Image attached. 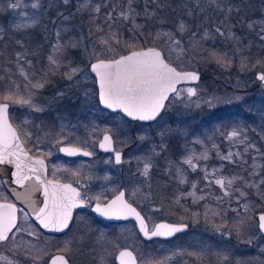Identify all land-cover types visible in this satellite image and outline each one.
<instances>
[{
    "label": "snow or ice",
    "instance_id": "1",
    "mask_svg": "<svg viewBox=\"0 0 264 264\" xmlns=\"http://www.w3.org/2000/svg\"><path fill=\"white\" fill-rule=\"evenodd\" d=\"M64 2L67 3L68 0H64ZM125 3L126 6L118 12L115 4H108L107 7L111 10L105 11L101 19L100 13L104 4L94 2V0H78L77 12L89 14L91 26L87 36L80 35L65 40L64 33L69 29L58 27L55 32V42L51 44L46 57L47 63L38 74L29 71L33 67L32 61L27 59V54L23 52L16 53L15 72L12 71V67H7L3 70V74H0V166H13L12 183L20 188H25V185H28L23 193L17 192L15 189L11 191L17 200L26 203L30 209V212L25 211L24 208L17 209L16 205L9 202L8 198L0 192V200L4 201L0 203V247L11 245L9 250L15 251L22 246L21 241H17V234H26L32 239L23 242V247L27 249L25 255L31 257L33 264H40L44 256L49 257L48 264H72L73 244L76 241L74 239L64 240L62 246L56 249L55 254H52V250L46 247L49 238L44 237L41 241L40 229L55 233L65 232L73 221V210L85 206L93 198L88 197L86 193L82 195L80 188L73 186V183L80 186L78 178L74 182L62 183L56 177V172L61 170L59 166H54L53 179L47 178L48 169L44 159L30 155L32 148H35L37 152L40 151V138L37 136L33 140V132L28 128L30 121L24 120L17 126L10 122L9 108L11 106L19 105L26 107L30 112L42 113L45 110L44 106L38 103L35 97L38 91L49 82V77L60 73L63 69V78L74 84L80 83L75 79L78 75L89 79L92 78L91 74H94L93 82L97 87L95 95H98L99 104L104 108L113 111L119 110L132 120L155 121L161 111L166 108V101L172 102L171 98L187 101L186 106L195 104L196 107H200L201 102L209 107L214 106L215 97L204 99L197 87H181V85L200 80V73L195 68V64L200 61L195 55H189L190 52H206L207 55L201 57V60H214L222 68L231 66L233 58L228 53L204 48L205 41L214 39L216 36L235 41L236 55L240 56L242 70L248 67L250 60V57L244 55V52H250L253 43L264 50V20L247 23V28L255 33L253 43L245 45L243 48L240 47L242 41L232 31L234 26L229 24V20L234 12L239 15L242 8L233 0H207L209 8H215L224 14V19L220 21L221 26L215 27L214 32L208 28H204L203 32H200L199 28L193 30L189 26L188 20L181 18L176 21L173 30L161 29L155 33H146L145 26L136 22L137 18L143 15L146 20H154L157 17L158 9L165 5L159 0H146L141 13L134 7L136 0H125ZM153 3L157 7L150 9L149 5ZM105 4H107V0H105ZM27 7L29 5H23V8ZM30 7L38 10L43 7V4L41 0H34ZM8 8L12 11L21 10L19 15L22 19L14 24L15 30H28L37 23L35 13L29 16L22 9L18 0H11ZM196 8L201 13L205 11V8L201 6V0H196ZM61 15L63 14L61 13ZM184 15L185 17L193 16L194 12L192 9L185 8ZM121 21L132 25L131 28L126 29L131 33L130 40L122 39L123 33L119 30ZM97 33L101 35H96ZM94 35L96 38L92 39ZM185 37H187V45H185ZM85 40H87V44ZM160 42L163 43V47L159 46ZM19 43L21 47L24 46L23 42ZM69 48L82 49L88 60L86 68H81L69 58ZM186 64L191 66V70L185 68ZM257 67L261 68V71L257 72L256 80L264 85V57L257 58L252 64V68ZM17 74L23 79H14ZM92 94L87 90L84 92L85 98ZM58 95L63 94L59 93ZM41 130L43 131V129ZM76 131V125L61 122L58 129L53 127L47 130L45 138L52 142V146L59 152L68 156L92 157L94 152L87 148L98 146L104 152L113 154L114 161L107 162H114L117 165L126 162L123 160L122 152L116 147L117 144L123 142L119 139V133L112 128L93 125L88 135L83 139L75 135ZM164 135V132L160 133L162 137L159 145L161 151H164L165 148ZM215 135H219L230 145H243V150L236 152L230 150L227 153H221L219 146L213 143L212 149L216 151L217 157L222 163L219 167L209 170L207 164L201 163L209 159V149L204 145L203 140L193 139L192 144L204 145L203 151L197 153L194 149L186 147V154L179 162H169V170L174 169L177 184L190 185L189 191L180 192L175 197V203L179 204L184 197H192L193 203H199L212 197L211 192L199 188L196 182L188 180L187 171L196 172L199 169L203 173L202 180L205 182L206 188L212 185L218 187L221 193L215 197L218 207L225 202L230 206L233 199L237 204V207L232 209L236 214L237 223L232 227L226 223L213 222L214 218L222 216V212L209 209L207 205L204 206L203 212L205 222L210 224L214 231L221 232V234L231 235L233 231L239 234L241 227L248 219L245 214L251 207L247 202L241 203L242 200L246 201L247 199L245 189L254 188L264 198V164L260 162L264 160V151L257 148L256 144L248 139L247 129L239 124L217 128L213 136ZM140 139L144 140L146 137L141 136ZM208 139L212 140L213 137H208ZM250 150L257 153V155L251 156V163L245 158ZM159 154L156 147H153L150 155L136 158L137 172L144 178V183L149 188L151 187L149 184L151 171L154 167L153 157ZM46 155L51 156L52 152L48 151ZM225 161L229 164L240 165L246 175H224L223 162ZM141 164L142 167L139 166ZM63 171L70 172L73 177L82 175L79 170L63 169ZM105 179L109 178L105 177ZM4 183L6 181L0 180V187ZM238 184L242 187H237ZM35 191H41L43 195V200L39 204L32 198ZM198 193L200 194L198 195ZM138 194H141L140 189L134 190L131 197ZM94 199L96 201L93 208L95 213L109 220L134 218L138 223L140 233L149 240L153 237H171L185 231L188 227L183 223L161 222L153 223L150 228L148 220L151 217L146 219L141 211H137V207H134L133 203L125 198L124 191H119L110 200L105 201L100 195ZM144 200L148 201L151 206L150 194H144ZM151 210L158 212L161 209L152 207ZM30 215L38 222L39 228L28 224ZM194 215L199 216L200 213H194ZM21 219L28 225L27 227L20 226L18 221ZM256 227L259 232L264 233V213L259 215ZM33 240L36 243H33ZM246 242L252 244L251 239ZM96 243L101 251L100 264H106V257L112 255L104 247L105 243L112 245L116 252L115 261L118 264H148L139 250H135L136 254H134V250H129L128 247L122 248L115 241H105L103 233L97 238ZM261 253L264 254V248L261 249ZM178 254L174 253L173 255ZM188 255L199 258L202 253L191 252ZM170 259L171 257H166L158 261L157 264H168ZM229 259L230 257L224 254L219 257V264H229ZM0 260H6L7 264H14L13 261L2 255H0Z\"/></svg>",
    "mask_w": 264,
    "mask_h": 264
},
{
    "label": "trees",
    "instance_id": "2",
    "mask_svg": "<svg viewBox=\"0 0 264 264\" xmlns=\"http://www.w3.org/2000/svg\"><path fill=\"white\" fill-rule=\"evenodd\" d=\"M22 9L26 12L31 11L32 15L35 13L37 23L28 30L17 31L14 28V24L11 22L10 12L8 8V4L11 0H0V74H3V70L7 67H12V71L15 72V56L17 52H23L27 54V59L32 61V68L29 71H34L37 74L40 69L43 68L46 63L47 54L50 51V46L55 42V32L58 27L66 28L69 27V31L64 33L65 40L72 37L73 34L77 33L76 31H71L73 25H77L79 21H85L88 26H91L89 23V14L87 12L82 13L80 17L77 16V2L78 0H68L67 3L64 0H41L43 7L38 10H32L30 4L34 2V0H20ZM255 3L257 5V11L255 12H247L248 4ZM94 2L104 4L102 7V11L100 13V18H103L105 11H110L111 9L107 7L108 4H115L117 12L126 6L125 0H107V4H105V0H94ZM160 3L164 4V7L158 9L157 17L154 20H146L143 15L137 18V23L144 25V31L147 32H157L158 30H173L175 23L177 20L181 18H185L188 20L189 26L193 30H197L199 28L200 32H203L204 28H209L208 25L217 23L220 25V21L224 19V14L220 13L215 8H209L207 5V0H201V6L205 8V11L201 13L199 9L196 8V0H159ZM234 3L241 6L242 11L237 15L235 12L232 14L229 24L234 26L232 31L235 32L236 36H238L242 43L240 45L243 48L245 45L253 43V38L255 33L250 31L246 25L239 26V23L242 24L247 21L249 16L259 17L256 21L264 20V13L260 12L261 9H264V0H233ZM146 0H136L134 7L137 8L141 13L145 7ZM23 5H29L27 8H23ZM150 9L156 8L157 5L155 3L149 5ZM250 7V6H249ZM185 8L192 9L194 13L193 16L185 17L184 12ZM61 13L63 15H61ZM198 14V17H197ZM67 17V19H64ZM81 18L82 20H79ZM200 21V22H196ZM55 22V23H54ZM130 23H126L121 21L119 30L123 33V40H130L131 33L126 29L129 28ZM65 26V27H64ZM132 27V25H131ZM211 28V27H210ZM97 35H101L97 33ZM215 39L207 40L204 42L203 47L206 49H216L220 53H228L230 57L233 58V62L230 67L226 70H221L222 67L219 65H215L213 69L216 68L219 70V74L221 77L225 74H228L231 78L230 80L237 81L239 83V87L233 86L231 83L226 82V79H216L217 81L211 80V82H205V75L202 68L195 66V68L199 69L200 80L198 83V87L202 90V93H207L209 97H215L214 106L209 107L208 105H202L198 110L188 109L185 112L179 113L178 110L175 113H171L167 116V119L162 121V124L159 125L161 130L151 131L148 135L149 142H156V147L158 156L153 159L154 167L151 171V179L149 184L151 187L148 190L155 200L156 204H159L164 208L166 213L168 214V218L172 221H180L187 223V225L191 226L193 221H200L201 224H207L205 222V217L203 215L204 206L207 205L209 209H214L222 212L221 217L214 218L215 223L221 224L226 223L228 226L236 224L237 221L235 219V213L232 209L237 207L235 199H233L231 205L227 202L220 205L218 207L217 200L215 197L219 196L221 193L217 186H207L205 182L202 180L203 173L198 169L196 172H192L191 170L187 171V177L189 182H196L198 187L201 189H206V191L211 192L212 197L202 200L199 203H193L192 197H184L180 200L179 204L175 203V197L180 194V192H187L190 190L189 184L178 185L174 176V169L169 170V162H179L182 157L186 154V147L194 149L197 153L204 150V145L209 149V159L207 161L201 162L202 164H207L209 170L213 167H219L222 163L217 157L216 151L212 149V144L215 143L219 146V150L221 153H227L228 151H242L243 145H230V143L224 139H222L219 135L213 136L215 130L217 128L232 126V125H242L247 129L248 139L255 143L257 148L264 151V116H260L264 107V103L259 106V100L256 97L257 89L255 86H248L247 83H244L243 79H238L239 76L248 77L246 74H250L253 71L252 64L255 63L257 58L264 57V50L260 47L253 46L251 47L250 52L245 51L244 55L250 57L248 67L246 69L241 68L240 56L236 55L237 45L235 41L226 40L219 41V36H216ZM221 39V37H220ZM185 44H187L184 39ZM215 41V42H214ZM19 42H23V47L20 46ZM143 42L142 39L140 41ZM160 47L163 45L159 44ZM122 51V49H121ZM123 54V53H122ZM69 58L79 66L83 65L82 56L78 49L69 48L68 49ZM86 66V63L84 64ZM186 69H190V65H185ZM63 69L60 73L49 77V82L45 85L43 89H40L35 97V100L41 105H46L47 101H53L56 96V92L61 89V85H63L66 81H62L63 78ZM14 79L22 80V77H19L17 74L14 76ZM238 79V80H237ZM241 80L243 81V87L240 86ZM219 81V82H218ZM218 82V83H216ZM221 82V83H220ZM220 84V85H218ZM204 85V86H203ZM221 86L225 87L228 91L223 92L220 88ZM223 92V94L221 93ZM238 93L239 95H236ZM240 93L242 94L240 96ZM90 109L92 111L101 108L99 106L98 100L96 97L93 98ZM60 100V101H59ZM59 101L60 106L59 109L67 111L69 114H73L80 105L79 99L74 101H70L68 99L58 98L56 102ZM168 103V102H167ZM167 106V104H166ZM13 107L11 106L9 109V117L14 126L18 125L17 117L15 116L16 112L13 111ZM23 111H28L26 107H24ZM162 114L159 116L161 117ZM28 115H34L36 119H39L40 116H44V114H36L30 113V111L26 112ZM48 117L50 118L52 113L46 112ZM165 114V113H164ZM27 115V116H28ZM97 116V114H95ZM94 115V118L99 121ZM115 115L114 113H107L106 116L112 117ZM119 115V114H117ZM39 116V117H38ZM104 116V117H106ZM158 117V118H159ZM34 118V117H33ZM156 119L150 123H142L137 122L138 125L142 126H151L159 119ZM34 119V121L36 120ZM161 121V120H160ZM136 123V121H134ZM40 123H43V117L40 118ZM160 123V122H159ZM158 123V124H159ZM31 124V122H30ZM29 124V125H30ZM44 124V123H43ZM135 130V129H134ZM164 132L165 135L163 137V142L165 145L164 151L160 150L159 145L161 144L162 137L160 133ZM34 136V134H33ZM208 137H213L212 140H209ZM195 138H199L204 141V145L201 144H192L191 141ZM147 143L142 144V151L145 152L144 147H146ZM30 147V146H29ZM125 148V149H124ZM123 154L126 157V151L129 149V145L124 146ZM33 154V152H31ZM257 155V153L253 150H250L246 159L251 163V156ZM264 164V160L260 161ZM223 174L226 176L230 175H246L240 165L229 164L228 162H223ZM187 168V166H184ZM237 187H242V185H237ZM247 193L246 201L242 200L241 203L247 202L251 205L249 211L245 214L248 218L246 223L241 227V232H246L248 227L256 229V214L264 210V198H262L257 190L254 188H246ZM0 192L3 193L4 196L8 197L9 194L2 186L0 187ZM200 193H198L199 195ZM194 213H200L199 216L194 215ZM21 221V220H20ZM19 221V223H20ZM29 222L31 225L39 228L30 218ZM41 241H43L44 237L49 238V242L46 245L47 248L52 250V254L56 252V249L61 247L63 244V237L57 236L53 234H48L43 232ZM189 231V230H188ZM187 231V232H188ZM183 234V233H182ZM178 235H181L178 234ZM31 237H28L24 233L17 234V241H21L22 246L15 251H10L11 256L14 258L15 264H33L31 257L26 256L25 252L27 249L23 247V242L31 240ZM260 250L264 248V236L261 235L260 238ZM141 240V239H140ZM168 239H166L167 241ZM143 249H147L149 242L142 241ZM33 243H36L33 240ZM75 245V243L73 244ZM41 246H44L41 244ZM231 246V245H230ZM188 248L190 250H194L196 247L191 244ZM223 248L219 245H214V250L217 254H213V258H219L221 256V250ZM226 245L224 246V250H226ZM229 249V248H228ZM231 255L229 256V261H232V257L237 261L241 262L245 259V261L250 260L249 263H254L257 260V257H261L262 259L260 264H264V254L261 253L260 250L256 248H245V249H231ZM233 252V253H232ZM219 255V257H218ZM235 255V256H234ZM48 256H44L43 260L40 264H47ZM0 264H6L4 262ZM248 264V261L247 263Z\"/></svg>",
    "mask_w": 264,
    "mask_h": 264
},
{
    "label": "rangeland",
    "instance_id": "3",
    "mask_svg": "<svg viewBox=\"0 0 264 264\" xmlns=\"http://www.w3.org/2000/svg\"><path fill=\"white\" fill-rule=\"evenodd\" d=\"M247 1L248 0H245V2H247ZM18 2L20 3L21 1L18 0ZM249 2L251 4H248L250 7L248 6L246 11L247 12L257 11V5H255V3H252L251 1H249ZM236 4H240V3L238 2ZM20 11L21 10H19V9L16 11H12L9 9L12 24L17 23L22 19V17L19 15ZM260 12L264 13V9H261V7H260ZM27 13L29 16H31L30 15L31 11H29ZM81 15H83V14L80 12H77L78 17H80ZM197 17H198V14H197ZM257 18H259V17L249 16L247 21L242 23V24L239 23V26L247 25V23L249 21H256ZM79 20H82V19L79 18ZM196 22H200V21H196ZM217 26H218L217 23H214L213 26H212V24H210V25H208V27H209L208 29H210L214 32V29ZM89 27L90 26H88V24H86L85 21H82V23L79 21V23L77 25H73L71 28V31L77 32V33L73 34L72 37L75 38L76 36H80V35L87 36ZM66 28L70 29L67 26H66ZM129 28H131V25H129ZM95 38H96V36L94 35L92 37V39H95ZM215 38H217V37H215ZM184 39L187 42V37H185ZM211 40H213V39H211ZM220 40L224 41V42L226 41V39H224L223 37H221V39L219 37V41ZM215 41H216V39H215ZM85 43L87 44V40H85ZM159 44L163 45L162 42H160ZM185 45H187V44H185ZM210 49H213V48L211 47ZM78 50L80 52V55L82 56L83 63L84 64L86 63V66H87V63H88L87 56L83 53L82 49H78ZM189 55H195L197 57V60L200 61L199 63H196L195 66H198V67L203 69L204 75L206 77L204 83L205 82H211L212 79H213V81H217L216 79H218V80L226 79L227 80L226 82L231 83L236 88L239 87V83L237 81L230 80L231 78L229 77L228 74H225L221 77V75L219 74V70L217 68L215 70L213 69V67L215 65H218L214 60H211V59L201 60L200 59L201 57L207 55L206 52H190ZM84 64L81 65L80 67L86 68V66H84ZM226 69H228V68H221V70H226ZM196 70L199 72L198 68ZM259 71H261V68H259V67L253 68V71L250 74H246V75H248V77L244 78V76L243 77L239 76L238 79H243V81H245L244 83H247L248 86H255L256 87V89H257L256 97L259 100H261V101H259L260 102L259 106H261L264 103V89L262 87L261 82L256 80V74ZM91 77L92 78L84 79L82 76L78 75L75 79L80 81L79 84H74L71 81L63 79L62 81H66V82L63 85H61L60 86L61 89L55 93L56 94L55 99H53V101L48 100L46 105H43L45 110L42 113H36V114H44V116H40V117L38 116L39 119H36L34 115L26 114V112L30 111L29 109H28V111H23L24 107H21L19 105H16L15 107H13L12 112L13 113L16 112L15 116L17 117V120L19 122L18 125L24 120L30 121L31 124L28 125V128L34 134L33 140H35L37 136H39V138H40V151L37 152L35 148H32L33 154L38 155V156H44L47 159V161L49 162L51 174L54 170V166H59L61 170L56 172V177L57 178L59 177L61 179L67 178V176H69V173L63 171V169H65V168H64V165H62V158L60 157L58 150L52 146V142H50L48 139L45 138V132L49 129H52L53 127L58 129L61 122L70 123L72 125L77 126V131H76L75 135L80 137L81 139H83L88 135V132H90L91 127L93 125H98L101 128L110 127L114 131L119 133V139L123 142V143L116 145L118 150L123 151L122 148L126 145H129V149L126 151V157L125 156L123 157V160L126 162L119 164V165H116L113 162H111V163L107 162V161L113 160V159L111 157L107 156L108 153H104L102 151H99L97 149V146L95 148H92L91 146H89L87 148V150L93 151L94 155H96V154L99 155V157L96 159V161L92 160V161H89L88 163L90 165L93 164V166H94L93 168L97 169L98 175L101 176L100 180H105V177H108V178L113 177V179L116 182L113 183L110 188L112 189L114 187L112 190L115 189V186L117 188H124L129 197H131V193L134 190L140 189L141 194H138L137 196H134L131 198L133 199L132 200L133 203L138 207L139 210H141L147 216V218L151 217V219L149 220L150 227L152 226L153 223H155L159 220L184 223V222H180V221H172L171 219H169L167 216L168 214L166 213L164 208L162 206H160L159 204L155 203V200L153 199V197L151 196V194L148 190V185L144 183V178L142 176H140L137 172L138 164H137L136 158L150 155L152 148L157 146L156 142H149V144L147 143V140L149 139L148 135L151 133V131H154V129L156 131L158 129L161 130V128H159V125L162 124V121H164V125H165V120L167 119L168 115H170L171 113H175L177 110L179 113L185 112L188 109L198 110L202 105L206 106L207 104H204L203 102H201L200 107H196L195 104H191V105L186 106L187 101H178V100H175L174 98H171L172 102L167 103V106H166L165 112H164L165 114L163 113V115L158 118L159 120L157 121V123H155L151 126H142V125H138L137 122L135 123L134 121H131V120L125 118L124 116H122L119 113H114L115 115H113L112 117L106 116L107 113H112V112H109L103 108H98V109L92 111L90 109V106L92 104V101L94 100L93 98L94 97L97 98V95H95L97 90H96L95 84L93 82L94 77L92 76V74H91ZM243 81L241 80V82H240L241 87H243ZM218 82H216V83H218ZM198 83H199V81L194 86L197 87L198 90L200 91L201 97L204 99H207L208 94L202 93V90L200 89L201 87L199 88L197 86ZM189 85H181V87H188ZM218 85H220V84H218ZM220 89L223 92L228 91L223 86H221ZM85 90H87L93 94L89 95L87 98H85V96H84ZM223 92H221V93L223 94ZM59 93H62L63 95H58ZM236 95H239V94L236 93ZM241 95L242 94L240 93V96ZM58 98L68 99L70 101H74L76 99H79L80 107L76 111H74L73 114H69L67 111L59 109V107H62V105L60 106V104H59L60 100L56 102V100ZM193 99L195 100L196 98H193ZM262 107H264V106H262ZM46 112L52 113L50 115L51 116L50 118L48 117ZM30 113L34 114L35 112H30ZM95 114H97V116ZM117 114H119V115H117ZM94 115L97 119H99V121H97L94 118ZM104 116H106V117H104ZM260 116H264V108H263ZM41 117H43V123L44 124L40 123ZM34 119H36V120L34 121ZM41 129H43V131ZM141 136L146 137V139L141 140L140 139ZM145 143H147V145H146V147H144L145 152H143L141 145L145 144ZM29 146L31 147V145H29ZM157 150L158 149L156 147V151ZM48 151L52 152L51 156L46 155V153ZM157 152H159V151H157ZM155 157H153V159ZM83 163H85V165H86L87 161H84ZM139 166L142 167V164ZM90 169L91 168H89L87 170H90ZM144 194H150L151 206H149L148 201L144 200ZM7 198L10 199L9 196ZM152 207L159 208L161 210L158 212H153L151 210ZM257 214H256V216H257ZM256 222H257V220H256ZM19 224L21 227H27L28 226L27 224L24 223V221L22 219H21ZM28 224H30L29 221H28ZM229 227H231V226H229ZM188 230H187L188 232L187 231L182 232L183 234L181 233V235H177L172 239H168L167 241L165 240L163 243H161L159 241H150L148 246H147V249L145 248V250L143 249V244L141 243L140 238H138L136 232H134V234L132 235L133 240H131L133 243L132 249L134 251L139 250V252L143 255V258L148 262V264H150V263L157 264L158 261L163 260L166 257H171V259L168 261V264H219V258H216V257L213 258L212 257L213 254H217V252L214 250L215 244L219 245L220 247L223 248L221 250V253H222L221 256L224 254H227L228 256H230L231 255L230 248L234 250L236 248L245 249V248L252 247V248H256V249L260 250V246H259V244H260L259 240L260 239L259 238H260L261 234L258 231L257 227H256V229H254L251 226H249L248 230H246V232L242 233L240 231V233L237 234L235 231H233L231 235H225V234H221V232L214 231L211 228L210 224H208V225L207 224H201L200 221H193V223H191L190 229L188 226ZM67 239H71V238L66 237L63 239V241L67 240ZM110 239H108V240L104 239V240L109 241ZM249 239L252 240V244H248L246 242ZM138 240H140V241H138ZM119 244H120V246H123L124 243L121 244V242L119 241ZM191 244L196 247L194 250H190L188 248V246L189 245L191 246ZM225 245L227 248L226 250H224ZM79 246L82 250L85 249V252H89L91 250L89 252L90 253L89 255L87 253H83V255H82V259L84 261H86L87 263H84V262L82 263L83 260L81 258H79V255L77 252V251H79L78 250ZM104 247L109 249L108 252L111 253V251L113 249L111 244L105 243ZM10 248H11V245H4V246L0 247V255L7 257L8 260L15 262L14 258L10 254V250H9ZM73 250H74V255L72 258V264H92V261L90 262V260H89L90 259L89 256H91L95 259L94 264H99L98 262H100V255H98V254L95 255V253H97L100 250V247H99V245H97L96 241L88 243L87 241L85 242L83 240L82 241L78 240V242H75V245H73ZM191 252L202 253V255L199 258H197L195 256L188 255V253H191ZM174 253H179V254L173 255ZM110 256H111L110 259H113L114 252ZM110 256H107L106 259L109 258ZM218 257H219V255H218ZM256 257H257V260H255L256 262L249 263L250 260H247L248 264H260V262H261L260 259H262V258L258 257V256H256ZM91 260H92V258H91ZM247 261H245V259L242 262L240 260H238V262H240V264H245V263H247ZM2 262L7 264L6 260H0V263H2ZM229 264H238V263L234 259V257H232V261H229Z\"/></svg>",
    "mask_w": 264,
    "mask_h": 264
},
{
    "label": "flooded vegetation",
    "instance_id": "4",
    "mask_svg": "<svg viewBox=\"0 0 264 264\" xmlns=\"http://www.w3.org/2000/svg\"><path fill=\"white\" fill-rule=\"evenodd\" d=\"M185 85H188V84H185ZM262 87H263V85H262ZM121 152L123 154V151H121ZM36 156H38V155H36ZM107 156H109L113 159L112 153H108ZM40 157H43L46 161V165H47V169H48V171H47L48 178L53 179V176H52L51 171H50L49 162L47 161V159L44 156H40ZM60 157L62 158V165H64L65 169H71L72 171L79 170V172L82 174L80 177H73L71 175V173L68 172L69 176H67V178L61 179L58 177L60 179V181L64 182V183H69V182H74V180L77 178L80 179V186L76 185L75 183H73V186L79 187L82 195L86 193L88 197H92L93 199H91L90 202L88 204H86L85 206L74 209L73 221L70 224V228L68 230H66L64 233L59 234L57 236H62L63 238L70 237L71 239H74L76 242H78V240H81V241L83 240L85 242L87 241L88 243H90L93 241H97V238L100 236L101 233H103L104 239L108 240L111 238L110 241H115L117 243H119V241H120L121 244L124 243L123 246H121L122 248L128 247L130 250H133L132 249L133 243L131 240H133L132 235L134 234V232H136L137 237L140 238L142 241H147V242L159 241V242L163 243L166 240V239H161V238H152L150 240H145L138 233L136 226H135V222L133 219L129 218L126 220L125 219L124 220H106V219H103V218L97 216L96 213L92 210V206L96 203L94 197H96L97 195H100L101 198L106 201V200H109L110 198H112L120 190H123L125 192V198L126 199L130 198L128 196V194L126 193L124 188H117L116 186H115L114 190H112L114 187L112 189L110 188L112 186V184L116 182L113 179V177H109V179H107V180L106 179L100 180L101 176L98 175L97 169L93 168L94 167L93 164L90 165L88 163L89 161H92V160L96 161V159L99 157V155L96 154L92 157H83V156L68 157V156H64V155L60 154ZM123 157H124V155H123ZM84 161H87L86 165H85V163H83ZM89 168H91V169L87 170ZM9 198L10 199H8V201H12V198L10 197V195H9ZM132 200L133 199L130 198L129 202L133 203ZM0 201H2V200H0ZM133 205L135 207H137L134 203H133ZM20 208H22V207L18 206V209H20ZM137 209H138V207H137ZM139 211H141V210H139ZM141 214L145 215L142 211H141ZM18 215H20V214L18 213ZM145 217L147 219L146 215H145ZM18 223H19V221H18ZM148 224H149V220H148ZM149 227H150V225H149ZM177 235H175V236H177ZM174 237H172V238H174ZM172 238H170V239H172ZM138 241H140V240H138ZM78 250L79 251H77V252H78L79 258H81V259H82L83 253H87L89 255L90 254L89 252L91 251L90 250L89 252H85V249L82 250L80 248V246L78 247ZM107 251H109V249H107ZM113 252H114L113 259H110L111 256L109 258H107L106 264H118V262L115 261L116 252L114 249H112L111 253H113ZM97 254L101 255V251L99 250L97 253H95V255H97ZM134 254H136L135 251H134ZM89 257H90V259H89L90 262L92 261V264H94L95 259L91 256H89ZM91 258H92V260H91ZM83 262L87 263L84 260L82 261V263ZM98 263L100 264V262H98Z\"/></svg>",
    "mask_w": 264,
    "mask_h": 264
},
{
    "label": "water",
    "instance_id": "5",
    "mask_svg": "<svg viewBox=\"0 0 264 264\" xmlns=\"http://www.w3.org/2000/svg\"><path fill=\"white\" fill-rule=\"evenodd\" d=\"M187 70H191V69H187ZM92 76L94 77V74H92ZM197 82H193V83H190V85L188 86V87H195L194 85L196 84ZM95 87H96V85H95ZM263 89H264V85H263ZM96 90H97V87H96ZM97 100H98V95H97ZM167 102V101H166ZM98 103H99V100H98ZM100 105V104H99ZM100 107L101 108H103V109H105V110H107V111H109V112H112V113H116V112H118V113H120L121 115H123L124 117H126L127 119H129V120H132L131 118H129V117H127L124 113H122V112H120L119 110H116V111H113V110H111V109H106V108H104L102 105H100ZM163 112V110L161 111V113ZM161 113H160V115H161ZM159 115V116H160ZM158 116V117H159ZM157 117V118H158ZM133 121H136V120H133ZM11 122V121H10ZM139 122H141V121H139ZM149 122H153V121H148V122H143V123H149ZM97 149L99 150V151H102V152H104L103 150H101L98 146H97ZM60 154H62V155H64V156H68V155H66L65 153H63V152H59ZM104 153H109V152H104ZM30 155H32L31 153H30ZM34 156V155H33ZM75 156H82V155H75ZM75 156H68V157H75ZM35 158H41V159H44L43 157H40V156H34ZM84 157V156H83ZM44 161H45V159H44ZM113 161H114V157H113ZM45 164H46V161H45ZM14 171V168H13V166H11V165H8V166H0V179L1 180H3V181H6V183H4L3 184V186H4V188L6 189V191L8 192V194L10 195V197L12 198V201H9V202H11V203H14L15 205H16V207H17V209H18V206H20V207H22V208H24L25 209V211H28V212H30V209L28 208V205L26 204V203H24V202H22L21 200H17L16 199V197H15V195L12 193V189H15L17 192H21V193H23L24 191H25V188H27L28 187V185L26 184L25 185V188H20L19 186H17V185H15L14 183H12V172ZM47 178H48V176H47ZM49 179V178H48ZM62 183H64V182H62ZM120 191H123V190H120ZM118 194V193H117ZM116 195V194H115ZM114 195V196H115ZM113 196V197H114ZM112 197V198H113ZM32 198H33V200H35V201H37V203L39 204V202L40 201H42L43 200V195H42V192L41 191H35V192H33V195H32ZM112 198H110V199H112ZM109 199V200H110ZM4 201L2 200V201H0V203H3ZM94 206H95V204L92 206V210H93V208H94ZM134 206V205H133ZM135 207V206H134ZM74 211V210H73ZM137 211H139L138 209H137ZM261 213H264V210L263 211H261V212H259L258 214H257V216H256V220L258 221V217H259V215L261 214ZM96 215L97 216H99V217H101L99 214H97L96 213ZM32 220H33V222L39 227V225H38V222L37 221H35V218L33 217V216H29ZM101 218H103V219H106V218H104V217H101ZM131 218V217H130ZM131 219H133L134 220V222H135V226H136V229H137V231H138V233L140 234V236L143 238V239H145V240H149V239H147L146 237H144L143 236V234L142 233H140V231H139V226H138V223L135 221V219L134 218H131ZM106 220H109V219H106ZM113 220H115V219H113ZM120 220H124V219H120ZM161 222H166V223H171V224H180V223H177V222H170V221H165V220H159V221H157L156 223H161ZM183 224H186V223H183ZM43 232H45V233H48V234H54V235H59V234H62V233H55V232H49V231H47L46 229H41ZM188 230V227H187V229L185 230V231H187ZM66 231V230H65ZM185 231H182V232H185ZM182 232H179V233H182ZM64 233V232H63ZM179 233H176L175 235H177V234H179ZM260 234L261 235H263L264 236V233H261L260 232ZM175 235H173V236H171V237H153V238H161V239H170V238H172V237H174ZM130 250V249H129ZM53 254H55V253H53ZM48 261H49V259H48ZM47 264H48V262H47ZM151 264H155V263H151Z\"/></svg>",
    "mask_w": 264,
    "mask_h": 264
}]
</instances>
